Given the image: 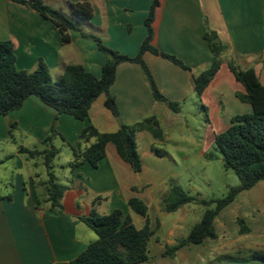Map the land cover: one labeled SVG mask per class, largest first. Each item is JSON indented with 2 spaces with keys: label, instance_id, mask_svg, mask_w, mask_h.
Masks as SVG:
<instances>
[{
  "label": "crops",
  "instance_id": "crops-1",
  "mask_svg": "<svg viewBox=\"0 0 264 264\" xmlns=\"http://www.w3.org/2000/svg\"><path fill=\"white\" fill-rule=\"evenodd\" d=\"M84 1L92 7L88 19L79 18L71 8V4ZM44 2L61 10L75 25V29H67L66 42L51 20L12 0H0V40L11 41L17 68L30 72L42 60L51 77L56 79L69 64H80L96 77L101 75L108 57L92 37L82 33L98 37L103 45L120 54L135 56L147 34L144 21L152 0ZM152 29L153 46L187 66L183 68L149 51L142 54L157 89L167 100L179 105L178 111L170 110L165 102L154 98L140 63L122 61L116 67L115 79L109 88L119 111L118 118L105 106L104 93L92 102L84 120L67 114L57 115L34 95L28 96L18 109L0 115V142L12 144L10 152L0 155V264H69L97 239L80 219L92 209L101 214L120 209L131 217L134 225L138 222L137 228L143 227L144 217L138 214L141 218L134 217L136 213L127 205L131 197H138L147 204L153 229L147 246L148 259L140 264H264L251 257L254 251L248 258H229L225 254L239 239L245 238L255 240L254 246L264 248V240H258L264 238V181L241 191L216 214L214 238L184 244L172 256L163 254L165 245H174L178 239L186 237L203 215L190 205L199 204L196 202L183 204L175 211L165 210L164 198L171 186L178 185L169 178L174 174L176 159L165 146L172 138L167 129L186 126L185 107L189 106L202 116L204 129L208 128L206 123L210 125L214 141L215 134L226 129L233 116L251 112V106L236 96L245 89L235 79L229 63L240 69L252 67L264 84V0H159ZM207 34L216 35L224 49L219 69L199 96L194 90L193 76L207 69L213 61ZM151 115L157 117L164 136L155 139L147 130L136 132L141 158L139 172L133 171L109 142L105 156L96 167L84 161L71 169L72 156L66 165L67 175L56 174L53 159L60 148L53 142L57 137L70 147L88 124L99 132H113L120 123L131 125ZM52 125L54 132H50V140L45 141ZM206 132L204 130V136ZM94 141V137L84 141L79 150L83 151ZM36 143L44 144L45 148L37 149L33 146ZM51 146L58 149L51 170L56 181L67 187L60 200L61 209L53 212H50L45 192L47 169L43 154L29 156L22 152L24 148L41 152ZM153 148L164 150L166 154L158 156ZM10 156L16 159L12 167L15 174L3 179L1 173L9 167L6 160ZM36 156H42L44 176L38 172L37 163L28 160ZM60 167L63 169L62 165ZM101 206H106V211L99 210ZM172 212L175 217H169ZM238 218L244 220L248 232L239 233ZM254 246L243 248L251 251Z\"/></svg>",
  "mask_w": 264,
  "mask_h": 264
},
{
  "label": "trees",
  "instance_id": "trees-1",
  "mask_svg": "<svg viewBox=\"0 0 264 264\" xmlns=\"http://www.w3.org/2000/svg\"><path fill=\"white\" fill-rule=\"evenodd\" d=\"M22 3L38 12L42 17L51 20L61 33L63 42L68 40L67 29H75L73 22L59 9L47 5L44 0H12ZM159 0H152L148 15L144 21L147 30L146 37L141 43L138 53L127 56L103 45L98 37L90 36L108 58L101 69V75L96 77L80 64H69L62 75L53 79L45 63L40 60L33 71H26L16 67L13 45L9 40H0V115H5L18 109L23 101L34 95L45 105L55 110L56 114H67L75 119L84 120L88 116L92 102L102 93L106 95L105 106L115 117L119 111L109 88L115 79L118 63L122 61L138 62L142 65L154 98L167 104L170 110L176 112L179 105L167 100L157 89L156 84L143 63L142 54L149 51L153 54L167 58L175 64L187 68L177 57L162 52L151 43L153 38L152 21L155 8ZM72 12L79 18L88 19L92 15L89 2H76L71 4ZM209 48L213 53L211 65L193 76V86L197 95H201L205 87L220 66V54L224 45L216 35L207 34ZM264 63V56L262 58ZM229 68L235 79L240 82L244 93H237L239 100L251 106V112L235 115L230 124L223 131L215 134L214 144L219 152L223 167L232 170L238 177V184L230 187L221 197L202 199L187 194L179 185H173L164 198L165 210L175 211L183 204L196 202L206 207L199 222L193 225L188 235L178 239L174 245H165L164 255L172 256L182 245L187 243H200L204 238H214L213 219L216 214L244 190L253 187L257 182L264 181V84H262L252 67L240 69L233 63ZM147 130L155 139L163 138V130L155 115L148 116L134 124L120 123L119 128L113 132H99L92 124H88L80 131L79 140L88 141L91 137L95 141L83 151L69 144L73 160L71 169L87 161L96 167L99 160L105 156L106 144L111 142L121 157L133 171L141 170V158L137 151L135 134L137 131ZM49 132H54L52 125ZM51 136L46 135L45 141ZM158 156L166 154L164 150L153 148ZM22 152L32 156L43 154V162L47 169V179L44 182L47 201L50 203V212L61 209L60 200L66 186L56 181L52 168V159L58 149L51 146L43 151L24 148ZM129 208L145 219V224L137 228L131 217L120 209H114L107 214H101L92 209L88 215L80 219L96 234L97 239L89 243L86 248L73 258L69 264H140L148 259V242L153 234L150 227L148 206L138 197H131L127 201ZM239 233L248 232L242 218H238ZM253 259L264 260V253L254 252Z\"/></svg>",
  "mask_w": 264,
  "mask_h": 264
},
{
  "label": "rangeland",
  "instance_id": "rangeland-1",
  "mask_svg": "<svg viewBox=\"0 0 264 264\" xmlns=\"http://www.w3.org/2000/svg\"><path fill=\"white\" fill-rule=\"evenodd\" d=\"M191 108L192 107L189 106L185 107V118L187 124L183 127V129H179V127L176 128V126H172L170 129H167L172 134V138L167 142V144H165V146L176 159L174 174L169 177L171 179L170 182L177 183L189 195L197 196L202 199L218 198L221 197L230 187L238 184V177L232 170H226L223 167L221 156L211 137L212 129L210 125L206 123L208 128L204 129L203 126H205V124L201 121L202 116H198L195 111L191 110ZM204 130L205 132L207 131L205 136L203 135ZM47 133L50 135V132ZM82 144L83 142L79 140V145L81 146ZM53 145L60 148L58 155H56L53 159V164L56 174L62 177L63 174L67 175L65 169H68L66 165L72 158V151L68 145L63 143L60 137L56 138ZM72 145L75 149L79 148L76 144V140ZM11 146L12 144L8 141L0 142V148L5 149H0V155H5L6 152H10L9 149H11ZM33 146H36L37 149L45 148V145L42 143H36V145ZM33 146H31V148H33ZM162 149H164V146H162ZM26 155L21 156L23 158L26 157ZM28 160L36 162L38 172H42V176L45 175V168L42 166V156H36L33 159ZM15 162L16 159L13 156L7 158L6 164L9 167L2 171L1 178L7 179L13 177L15 171L12 167H14ZM60 165L63 166V169ZM190 205H193L196 208V212L200 215H202L206 209V207L202 204L192 203ZM99 210L102 212L103 210L106 211V206H101ZM150 213L154 215L153 210H151ZM168 215L169 217H175V213L173 212ZM134 217L141 218V216H138L137 214H135ZM135 225L139 226L137 221H135ZM234 234H237V232H234ZM247 240L248 238H245V240L239 239V243L235 244V246H233L234 248L229 250L227 249L225 254H227L229 258H248V256H250L249 254L253 251L264 253V248L254 246L255 240ZM258 240L262 241L264 238H259ZM251 244L255 247L251 251L243 248L246 245Z\"/></svg>",
  "mask_w": 264,
  "mask_h": 264
}]
</instances>
